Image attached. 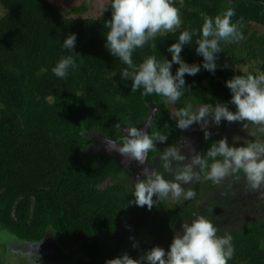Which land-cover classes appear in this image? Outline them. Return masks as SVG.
<instances>
[{
	"label": "trees",
	"instance_id": "16d2710c",
	"mask_svg": "<svg viewBox=\"0 0 264 264\" xmlns=\"http://www.w3.org/2000/svg\"><path fill=\"white\" fill-rule=\"evenodd\" d=\"M68 1L0 0V233H6L0 234L5 239L0 242L9 253L11 244L37 251L50 242L60 250L56 255L70 264H106L124 253L138 259L156 246L167 252L181 226L200 216L191 211L192 201L181 197L172 203L153 196L150 210L136 206L125 170L90 148L98 136L119 142L122 128H141L154 106L157 114L149 135L168 138L156 142L147 161L173 180L180 163L173 161L170 171L161 156L184 134L176 126V113L201 106L211 110L218 103H228L235 111L225 81L236 75H264V3L176 0L181 26L137 48L134 64L153 55L171 60L167 49L186 29L196 34L181 56L189 64L201 63L195 48L204 17L229 8L235 10L232 22L243 39L221 41L215 73L201 68L195 76L185 74L188 89L172 103L156 94L143 96L142 89L132 92V81L121 78L127 65L105 48L111 0ZM71 33L77 34L75 67L61 79L52 69L69 54L62 43ZM178 67L173 64V75ZM248 123L249 132L256 131L258 126ZM225 131L219 130L215 140L228 137ZM206 196L197 194L194 204ZM211 211L215 206L202 215L216 226L217 236H228ZM230 236L234 253L228 264H264V225L259 220L233 229Z\"/></svg>",
	"mask_w": 264,
	"mask_h": 264
},
{
	"label": "clouds",
	"instance_id": "9594fccd",
	"mask_svg": "<svg viewBox=\"0 0 264 264\" xmlns=\"http://www.w3.org/2000/svg\"><path fill=\"white\" fill-rule=\"evenodd\" d=\"M175 4L176 0H111V19L105 21L104 25L109 29L105 37V48L127 65L120 75L122 79L132 81L131 91L142 89L143 96L156 94L172 103L178 101L184 95V90L188 89L185 74L195 76L201 68L215 73L221 41L235 42L243 39L239 25L232 22L235 10L229 8L222 15L204 17L195 48L196 54L203 58L201 63L189 64L181 56L184 46L191 45L192 37L196 34L194 30L186 29L179 34L178 41L167 49L171 60H158L153 55L146 57L139 65L134 64L132 55L137 48L143 47L158 33L172 32L181 26L180 9ZM76 41L77 34L71 33L62 43L63 50L69 54L63 56L52 69L58 78L67 77L69 69L75 67L73 54H76ZM173 64L179 65L174 75L171 71ZM225 86L232 94L230 103L235 106V111L229 109L228 103H218L211 110L208 106H201L195 111L182 108L176 113L177 128L187 130L194 123L201 124L211 116L215 125H219L222 119L227 122H251L258 126L251 135L261 133L264 136V75H236L225 81ZM209 135L205 131L206 139ZM167 138L160 134L149 135L140 128L132 127L128 129L126 142H117L122 144L118 150L143 164L147 154L155 149L156 142L163 143ZM185 159L178 146L166 148L161 156L163 167L170 171L173 161L183 162ZM143 167L144 179L137 177L132 194L136 206H147L149 210L156 202L153 196L157 201L193 198L195 193L186 191L184 185L199 181V173L204 169L208 170L206 178L215 183L242 172L247 182L253 188H258L264 185V140L244 143L239 147L229 145L227 137L214 141L205 154L196 153L190 162L175 170L173 180L165 179L154 167H147V164ZM196 168L200 170L199 173ZM181 227L182 231L176 233L167 252L156 246L138 259L124 253L106 261V264H228L234 253L230 235L217 236L216 226L203 215ZM52 246L57 253L58 248L54 244Z\"/></svg>",
	"mask_w": 264,
	"mask_h": 264
},
{
	"label": "flooded vegetation",
	"instance_id": "af4514ba",
	"mask_svg": "<svg viewBox=\"0 0 264 264\" xmlns=\"http://www.w3.org/2000/svg\"><path fill=\"white\" fill-rule=\"evenodd\" d=\"M259 2L264 3V0H258ZM246 124V127L243 125ZM249 123L246 121L243 122H227L226 120L221 121L219 125H215L212 122L211 116L207 119V121L202 122L201 124H193L189 129L182 131L184 134L181 137L177 138V140L173 141V146H178L182 155H185L186 159L183 162H179V167L182 164H186L190 162L191 158L196 154L200 153L201 155L205 154L210 141H216L215 135L216 133L223 130H226L229 134H227L229 145L234 146H243L244 143L254 142L255 140H264V136L259 137L260 139L253 138L251 135L246 141L239 144V134L243 132L244 129L249 131ZM257 129V127H256ZM205 131L210 133L209 137L205 138ZM127 138L123 137L119 143L126 142ZM118 142V141H116ZM99 148V147H98ZM156 161V160H155ZM211 163V161H210ZM122 167V166H121ZM147 167H154L158 169L155 163L149 164L147 161ZM125 173H127L128 179L130 180L131 186H134L136 183V179L132 181L133 173L137 171L142 172L144 169L143 166H138L132 163L128 168H124ZM199 173V169H195ZM207 169L200 172L201 179L195 182L196 189L192 190V184L184 185L185 190H191L197 194H205L204 202L194 204L195 196L191 199H187L192 201L193 204L189 205L192 212H198L202 215V212H206L213 206H215V211H211V215H215V217L220 220L223 219L224 216L235 215V216H245L246 214H254L256 218H259L264 225V185H261L258 188H253L247 180L244 178V174L242 172H237L235 174L229 175L221 180L219 183H215L209 179H207ZM197 198V200L200 199ZM214 199L216 200L214 203ZM207 200V201H206ZM206 201V202H205ZM169 202H174L169 199ZM187 202V201H186ZM186 202L181 206L185 207ZM40 249V250H39ZM37 249V254L39 257L52 259L56 255V252L49 247L47 244H43L41 247Z\"/></svg>",
	"mask_w": 264,
	"mask_h": 264
},
{
	"label": "rangeland",
	"instance_id": "374dc122",
	"mask_svg": "<svg viewBox=\"0 0 264 264\" xmlns=\"http://www.w3.org/2000/svg\"><path fill=\"white\" fill-rule=\"evenodd\" d=\"M66 1H68V0H66ZM78 1H79V3L80 2L83 3L84 0H78ZM94 1L95 2L99 1L102 3L106 2V0L105 1L104 0H94ZM62 2H63V0H62ZM259 32H262V30L260 29ZM223 136L226 137V135H223ZM249 137L251 138L250 132L247 131L246 129H244V131L240 132V134H239V144L246 141ZM99 141H100V139H94V145L91 148L92 152L99 150L98 149V142ZM138 176L140 179H144L142 172L136 170V172L133 173L132 177H134V178H132V181H134V179L137 180ZM256 219L257 218L254 216V214H250V213L246 214L243 217L242 216H235V215H228V213H227L226 217L224 216L223 219H220V223H222L221 225L223 226V229H224V230L222 229V232H224L227 235H230V233L232 232L233 229L238 228V227L240 228L241 226L250 225L251 222L256 221ZM0 234L5 235L6 233L4 234V232H3ZM0 240H5V239L0 237ZM10 249H11L12 253H9V250L7 249V247L0 242V260L3 261L5 264H70L71 263V261H63L62 259L64 257L59 258V256H55V255L52 259L39 257V255L36 253L37 251H35V250L33 251V249L29 250L28 247H24V246H20V245L13 246L11 244ZM61 260L63 262H61Z\"/></svg>",
	"mask_w": 264,
	"mask_h": 264
},
{
	"label": "water",
	"instance_id": "95a60500",
	"mask_svg": "<svg viewBox=\"0 0 264 264\" xmlns=\"http://www.w3.org/2000/svg\"><path fill=\"white\" fill-rule=\"evenodd\" d=\"M156 114H157V108L153 106L152 110L149 114L148 119L141 126L140 129L148 132V134H149L150 128H151L153 122L155 121V115ZM121 131H122L123 135L125 136V138H127L128 129L122 128ZM99 139H100V141L98 142V147H99L98 149L99 150H96L95 153L103 154V155L110 157L111 159L118 162L124 168L130 166L132 163H134L135 165H138V166H143V165L147 164V159L145 160V162L143 164H141L139 161L135 160L134 158H132L128 155H125V154H121L118 149L122 146V144H119L113 140L106 139L104 137H100ZM90 151H91V149H90ZM44 243L49 245L50 248H54V246H52V244H49V242H44ZM56 250L58 252H60L59 249H56Z\"/></svg>",
	"mask_w": 264,
	"mask_h": 264
}]
</instances>
